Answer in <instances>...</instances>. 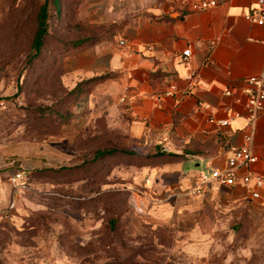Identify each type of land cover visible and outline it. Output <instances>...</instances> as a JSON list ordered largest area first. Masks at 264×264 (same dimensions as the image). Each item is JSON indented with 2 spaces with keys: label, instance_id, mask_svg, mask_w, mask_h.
Returning <instances> with one entry per match:
<instances>
[{
  "label": "rangeland",
  "instance_id": "1",
  "mask_svg": "<svg viewBox=\"0 0 264 264\" xmlns=\"http://www.w3.org/2000/svg\"><path fill=\"white\" fill-rule=\"evenodd\" d=\"M102 2L0 0V264H264V217L196 240L144 221L142 189L130 186L143 160L126 119L86 121L85 96L69 81L82 50L73 43L106 31L82 23L80 10ZM44 4L47 34L31 59ZM15 172L24 177L12 186ZM192 241L198 257L186 254Z\"/></svg>",
  "mask_w": 264,
  "mask_h": 264
},
{
  "label": "crops",
  "instance_id": "2",
  "mask_svg": "<svg viewBox=\"0 0 264 264\" xmlns=\"http://www.w3.org/2000/svg\"><path fill=\"white\" fill-rule=\"evenodd\" d=\"M102 3L80 10L82 23L106 31L83 36L81 52L70 59L69 81L85 96L86 121L102 113L124 117L135 154L150 158L135 167L130 184L132 190L142 189L144 221L192 240L221 229L231 233L238 229L233 224H246L248 218L262 222L264 190L259 200H250L245 187L217 184L205 185L199 197L183 194L200 174L223 170L248 134L258 159L251 171L264 179V112L250 129L244 95L245 80L264 74V30L245 19L255 1L220 0L215 8L188 14L165 0ZM185 50L190 57L183 65L179 56ZM190 73L196 77L190 95L159 99L170 85L179 92L191 88ZM210 119L229 126L219 128ZM58 151L65 159L66 145ZM200 246L192 241L186 254L198 257Z\"/></svg>",
  "mask_w": 264,
  "mask_h": 264
},
{
  "label": "built area",
  "instance_id": "3",
  "mask_svg": "<svg viewBox=\"0 0 264 264\" xmlns=\"http://www.w3.org/2000/svg\"><path fill=\"white\" fill-rule=\"evenodd\" d=\"M167 3L177 7L184 14L203 11L215 8L220 0H195L193 2L187 0H165ZM253 6L247 9L245 19L252 25H255L264 30V0H254ZM252 41V40H250ZM264 46V40L260 42ZM120 46H124L123 40L119 41ZM190 57L189 50H185L179 56L181 64L185 65ZM186 80L190 82V87L185 92H179L175 86L170 85L160 98L175 97L177 100L183 96L191 94L192 87L196 84L194 73L186 76ZM248 88L244 91L245 109L247 112L249 128L252 129L257 116L264 112V74L249 77L245 80ZM226 96L231 94L230 90L224 92ZM125 98L120 99V103H125ZM209 123L215 124L219 128L229 126L228 121H218L210 119ZM252 136L246 135L245 146L232 151L226 160V165L223 170H211L208 174L202 173L198 177V182L189 188L183 194L188 197H199L202 195L205 185L217 184L226 188H234L242 186L247 189V196L250 200H259L261 193L264 190V179L252 173L251 168L257 163V157L252 152L248 144L251 142ZM23 173L15 172L9 179L12 186H17L23 180ZM137 209L141 212V207Z\"/></svg>",
  "mask_w": 264,
  "mask_h": 264
},
{
  "label": "trees",
  "instance_id": "4",
  "mask_svg": "<svg viewBox=\"0 0 264 264\" xmlns=\"http://www.w3.org/2000/svg\"><path fill=\"white\" fill-rule=\"evenodd\" d=\"M47 19H48V17H47V12H46V4H44L40 8L39 14H38V17H37L38 30H37V33H36L34 39H33L32 47H31V50H32V53H33L32 56H31V59H35L39 55L43 38L47 34ZM83 41L84 40L82 38L81 40L73 43L72 47H79L80 44ZM77 88H78V91L80 92L78 85H77L76 89ZM100 155L102 156L104 154H100ZM138 158H141V157H138ZM141 160H143V158H141ZM144 160L148 161V163L150 162V158H148V157H146Z\"/></svg>",
  "mask_w": 264,
  "mask_h": 264
}]
</instances>
